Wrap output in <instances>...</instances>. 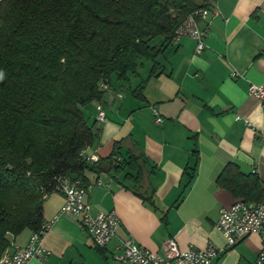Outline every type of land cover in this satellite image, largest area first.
Masks as SVG:
<instances>
[{"label": "crops", "instance_id": "1", "mask_svg": "<svg viewBox=\"0 0 264 264\" xmlns=\"http://www.w3.org/2000/svg\"><path fill=\"white\" fill-rule=\"evenodd\" d=\"M210 5L211 15L201 21L205 50L196 52V41L181 36L159 57L162 74L149 77L151 63L139 72L148 78L142 101L129 88L108 87L102 103L88 106L90 125L98 104L108 117L96 123L99 138L85 154L90 161L104 160L123 139L121 157L132 152L146 158L140 178L145 199L121 183L132 186L133 181L122 178L125 173L116 181L108 163L106 172L86 170L81 179L85 200L93 213L117 212L116 237L102 252L77 216L62 211L65 196L55 191L44 206L45 222L51 224L45 247L51 254L30 264H125L117 257L126 238L156 252H162L168 238L184 250L215 244L222 252L212 264L254 263L264 244L259 234L228 246L216 228L221 208L239 201L217 185L216 176L234 162L245 172H256L264 185L263 104L249 92L252 83L264 84V0H213ZM140 80L131 79L129 86ZM32 233L29 229L13 238V247L28 244Z\"/></svg>", "mask_w": 264, "mask_h": 264}, {"label": "trees", "instance_id": "2", "mask_svg": "<svg viewBox=\"0 0 264 264\" xmlns=\"http://www.w3.org/2000/svg\"><path fill=\"white\" fill-rule=\"evenodd\" d=\"M212 1L0 0V259L13 238L42 230L46 196L60 191L66 178L81 182L86 170L106 172L108 163L116 181L125 173L132 186L121 183L145 199L140 178L146 158L121 157L123 139L104 160H89L85 152L101 129L97 119L88 123L83 108L102 103L103 84L129 88L142 101L145 61L149 77L162 74L159 57L176 29ZM134 76L141 80L130 87ZM216 177L237 200L264 199L256 172L228 162Z\"/></svg>", "mask_w": 264, "mask_h": 264}, {"label": "built area", "instance_id": "3", "mask_svg": "<svg viewBox=\"0 0 264 264\" xmlns=\"http://www.w3.org/2000/svg\"><path fill=\"white\" fill-rule=\"evenodd\" d=\"M209 8H200L184 18V21L176 29V39L188 35L196 41V52L205 50L206 32L201 27V21L211 15ZM108 89L107 84L101 86ZM251 95L256 96L263 104L264 113V84L252 83L249 87ZM156 122L161 123L163 118L154 108ZM96 119L104 123L107 120L104 106L98 104ZM95 157L92 156L91 160ZM60 191L65 196L63 212H72L82 223L86 232L92 237L97 247H106L116 237V231L121 221L115 210L93 213L90 203L85 200V188L82 182L76 179L66 178L62 180ZM50 223L45 222L41 231H34L26 245L8 247L0 259V264H30L32 259H40L41 262L48 259L51 252L45 246V234L50 228ZM224 236L228 246H232L240 239L253 234H259L264 242V199L259 202L239 200L231 206L221 208L216 227ZM162 252L146 249L138 245L131 238H126L119 244V261L125 264H212L215 258L222 252L215 244H209L205 248L190 247L188 250L181 249L176 239L168 238L163 242ZM253 264H264V244L257 253Z\"/></svg>", "mask_w": 264, "mask_h": 264}, {"label": "rangeland", "instance_id": "4", "mask_svg": "<svg viewBox=\"0 0 264 264\" xmlns=\"http://www.w3.org/2000/svg\"><path fill=\"white\" fill-rule=\"evenodd\" d=\"M161 37H157L156 39H155V42H157L159 39H160ZM149 63V61H145V64L147 65ZM144 67H141V70H140V72H144V71H146L147 69L145 68V69H143ZM136 79V77H132V80H135ZM113 82H114V79H113ZM90 107H84L83 108V111H84V115L87 117V113H89L88 112V109H89ZM97 116V115H96ZM100 123V122H99Z\"/></svg>", "mask_w": 264, "mask_h": 264}]
</instances>
